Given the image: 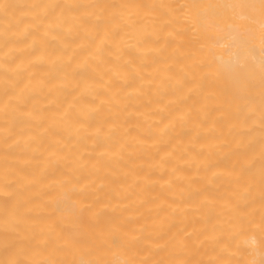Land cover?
<instances>
[{"label": "bare ground", "instance_id": "bare-ground-1", "mask_svg": "<svg viewBox=\"0 0 264 264\" xmlns=\"http://www.w3.org/2000/svg\"><path fill=\"white\" fill-rule=\"evenodd\" d=\"M0 264H264V0H0Z\"/></svg>", "mask_w": 264, "mask_h": 264}]
</instances>
